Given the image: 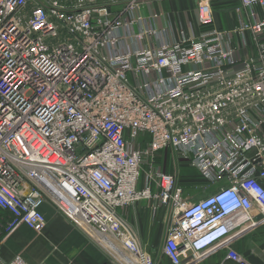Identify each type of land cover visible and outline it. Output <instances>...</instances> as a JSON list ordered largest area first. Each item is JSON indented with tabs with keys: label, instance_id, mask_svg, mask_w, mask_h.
<instances>
[{
	"label": "built area",
	"instance_id": "1",
	"mask_svg": "<svg viewBox=\"0 0 264 264\" xmlns=\"http://www.w3.org/2000/svg\"><path fill=\"white\" fill-rule=\"evenodd\" d=\"M213 1L175 14L151 0H0L6 235L41 234L49 202L108 264H199L218 248L250 264L231 242L264 220V0H236L227 29ZM165 150L172 173L156 163ZM182 163L206 197L184 199ZM139 203L163 212L156 257L119 213Z\"/></svg>",
	"mask_w": 264,
	"mask_h": 264
},
{
	"label": "crops",
	"instance_id": "2",
	"mask_svg": "<svg viewBox=\"0 0 264 264\" xmlns=\"http://www.w3.org/2000/svg\"><path fill=\"white\" fill-rule=\"evenodd\" d=\"M151 2L157 10L174 12L163 9V5L172 0H151ZM42 213L46 225L41 234L20 226L11 235H6L4 225L9 216L0 210V260L3 263H8L19 255L28 264H108L107 253L53 204L45 203L42 206ZM256 219L260 224L238 234L231 242V247L250 264H264V220L259 214L256 215ZM225 256V249L218 248L199 264L207 262L229 264Z\"/></svg>",
	"mask_w": 264,
	"mask_h": 264
},
{
	"label": "rangeland",
	"instance_id": "3",
	"mask_svg": "<svg viewBox=\"0 0 264 264\" xmlns=\"http://www.w3.org/2000/svg\"><path fill=\"white\" fill-rule=\"evenodd\" d=\"M176 1L178 3L170 2L164 4L163 9L168 11H174L176 13H181V14L184 11H188L193 14L191 8L194 10L198 3L197 0H188V1L176 0ZM231 1H235V0H231ZM233 8H234L233 6H229V1H225L224 3L222 0L213 1L214 16L216 23H218V26H220L223 29H227L228 27V25H226L221 20V14L222 15L226 14V16L231 20L234 17L237 18V15L233 14ZM224 10L228 12L230 15H228ZM190 13L188 15L191 19H193L194 15ZM158 166L162 171L161 166L160 165ZM168 167L169 170L167 168L166 173L168 172L172 173L174 171V168L170 162L168 163ZM181 177L183 178L187 177V180L191 182L197 179L195 176L186 173L185 170H183L181 176H179V179L182 182L183 178L181 179ZM180 186L183 188L182 190H183L184 199L189 202H196L197 200L206 197V195L208 194V190L205 189L206 184L203 183H193V185L191 186H186L182 184ZM153 206H154L153 203H139L130 208L123 209L120 212V215L133 227L134 231L138 234L141 248L149 252L150 254L155 255L154 257H156L161 249L163 231L166 226L162 220V216H163L162 210H159L156 216L152 215L151 208ZM144 243L146 245H144ZM161 262L162 260L159 261V264H161ZM205 264H212V263L207 262Z\"/></svg>",
	"mask_w": 264,
	"mask_h": 264
},
{
	"label": "trees",
	"instance_id": "4",
	"mask_svg": "<svg viewBox=\"0 0 264 264\" xmlns=\"http://www.w3.org/2000/svg\"><path fill=\"white\" fill-rule=\"evenodd\" d=\"M184 1H188V0H184ZM223 1V3L225 2V1H229V6H233V7H235L236 5H237V1L235 0V1H231V0H222ZM173 2H177L176 0H172V2L171 3H173ZM178 3V2H177ZM187 3V2H186ZM180 4V3H179ZM225 11V10H224ZM226 12V11H225ZM227 14H228V12H226ZM221 20L226 24V25H229V22H228V17L226 16V14H221ZM156 163L158 164V165H160L161 166V169H162V171L164 172V173H166L167 172V168H168V170H169V167H168V163H169V152L167 151V150H165V151H162L160 154H159V157L156 159ZM183 170H185V172L186 173H189L190 175H192V176H195L197 179H195V181H189V180H187V177H185V178H183V177H181V179L183 178V180H182V182H181V180L179 179V184L180 185H186V186H191V185H193V183H203V184H205V181L199 176V174L195 171V170H192V169H190V168H188L187 166H186V164L185 163H182L181 165H180V174H179V176H181V173L183 172ZM169 173V172H168ZM4 234V233H3ZM154 256V255H153ZM164 261V262H163ZM229 264H232V263H230V262H228ZM161 264H170L166 259H162V262H161Z\"/></svg>",
	"mask_w": 264,
	"mask_h": 264
}]
</instances>
